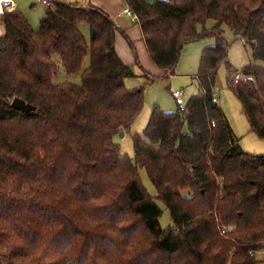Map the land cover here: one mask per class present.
Returning <instances> with one entry per match:
<instances>
[{"label":"trees","instance_id":"obj_1","mask_svg":"<svg viewBox=\"0 0 264 264\" xmlns=\"http://www.w3.org/2000/svg\"><path fill=\"white\" fill-rule=\"evenodd\" d=\"M124 1L163 71H145L125 36L147 83L175 75L186 45L214 40L201 52L200 93L183 110L154 107L131 159L114 138L140 115L144 87L125 84L137 76L116 53L109 15L54 1L34 29L19 10L3 11L0 264H259L264 154L241 148L214 93L221 65L244 76L230 85L264 140V0ZM225 28L252 47L240 69L227 61ZM60 72L79 82H54ZM15 98L33 110L14 109Z\"/></svg>","mask_w":264,"mask_h":264},{"label":"rangeland","instance_id":"obj_2","mask_svg":"<svg viewBox=\"0 0 264 264\" xmlns=\"http://www.w3.org/2000/svg\"><path fill=\"white\" fill-rule=\"evenodd\" d=\"M19 4V11L25 16L29 24L37 29L39 27L41 19L45 16V5L37 2V0H16ZM8 11V9H6ZM11 10V9H10ZM9 10V11H10ZM5 11V10H3ZM209 24H212L210 22ZM80 30L87 40L90 39L89 26L87 24H80ZM224 38L230 44L228 50V59L229 64L234 69H240L242 66L252 62L251 45L242 39H236L234 34L228 29H224ZM193 44V43H191ZM189 45V44H188ZM187 46V45H186ZM128 47H130L128 45ZM132 54V53H131ZM133 56V57H132ZM131 58L135 59L132 54ZM88 65V58L85 60V66ZM196 72V70H194ZM179 75L176 78L169 79H160L154 83H147L143 77H132L125 80V84L129 88H135L139 86L144 87V106L140 115L135 119V122L132 124L130 130L126 133H123V136L117 135L114 139L115 142L119 144L120 153L126 155L129 158L133 159V136L135 134L141 135L145 129L150 113L154 107L159 108L161 111L166 112L165 108L169 106L170 108L177 109L175 99L172 96V93L176 90H186V93H183V97L187 100L190 95L193 93L188 90L189 87L193 86L197 88V85L193 84L192 79H190V74L192 70H183V72H178ZM177 71L175 75H178ZM142 74V72L140 73ZM151 75H155L151 73ZM185 75V76H184ZM235 74L232 76H227V70L225 65H221L218 70L217 82L215 86L216 93L220 96V106L225 112L226 118L228 119L234 134L240 138L241 148L250 154L254 155H263L264 154V141L255 135L254 133L248 131L246 132L245 138L242 133L243 127L247 126L249 123L246 121L245 113L242 109V105L238 102L233 89L231 88ZM70 81L74 83L79 82V76H67L65 73H61L54 78V82ZM231 84V85H230ZM234 100V101H233ZM234 102V104H233ZM238 102V103H237ZM167 113V112H166ZM250 126V125H249ZM235 130V131H234ZM257 144L256 146H254ZM257 147L256 149L249 150L248 147L252 146ZM139 177L142 185L147 190L151 196H156V191L149 181L144 170L139 171ZM160 208L163 210V214L159 219L160 225L163 228H168L170 225V215L168 209L163 205V203L158 202ZM171 226V225H170ZM256 258L259 261V264H264V251H261L255 254Z\"/></svg>","mask_w":264,"mask_h":264},{"label":"crops","instance_id":"obj_3","mask_svg":"<svg viewBox=\"0 0 264 264\" xmlns=\"http://www.w3.org/2000/svg\"><path fill=\"white\" fill-rule=\"evenodd\" d=\"M54 1H61V2H66V3H70V4L79 5L84 9H88L90 7H96L98 9L102 10L103 12H105L106 14L109 15V17L113 20V22L116 24V26L120 30L119 32H117L116 37H115V50H116V53L119 56V58L126 65H128L132 68L134 74L137 77H140L142 75V74H140L141 70L135 65V59L131 58L133 53L131 52L130 47H128L125 36L133 43L137 57H138L139 65L145 71H147L150 74L153 73L155 75H161L163 73V71L160 70L157 66H155L153 64V62L151 61V59L149 58L147 48H146L145 43H144L143 38H142V32H141L140 26L138 25V23L136 21H133V19L130 16H128L124 13V10L127 8V5H126L124 0H52V2H54ZM11 2L14 4V6H13V8H11V10L9 8H7L8 11L9 10L12 11L15 9L19 10V4L17 3V1L11 0ZM3 10H6V9L3 8ZM3 10H2V12H0V36H2L4 34V26H3L2 21H1V15L3 13ZM44 10L46 13L47 7H45ZM213 44H214L213 39L205 40V41H198V42H195L193 44H189V45L185 46L183 51H182L180 60H179L178 65L176 67V71L178 73V72H183V70H186V71L192 70V74H190L188 76H190V79H192L193 84L197 85V88H194L193 86L188 88V90L193 92L190 95V97L193 95H197L198 93H200V90H201L200 86L197 82V79H196V72H197V68L199 65L201 52L205 47L211 46ZM251 56H252V51H251ZM227 61L229 63L228 58H227ZM194 70H196V72ZM60 75H61V72H60ZM176 76H183V75H179V73H178V75L171 76L169 78V80L171 78L175 79ZM227 76H228V73H227ZM182 89L183 90H180V91H182V94L186 93V90L184 88H182ZM214 94H215L216 102L220 106V101H219L220 96L216 93V91ZM183 99H184V97H183ZM184 101H186V100L184 99ZM237 101L239 102V100H237ZM233 104H234V102H233ZM164 110H166V112L175 111V109L170 108L169 106L167 107V109L165 108ZM224 114H225V112H224ZM248 129L250 130L249 124L247 126L243 127V129H242V133L244 134L243 135L244 138H245V135H246V132L248 131ZM250 132H252V131L250 130ZM252 133H254V132H252ZM262 141H264V140L262 139ZM239 143H240V138H239ZM256 145L257 144H255L254 146H256ZM256 148L257 147H253V145L248 147L249 150H253Z\"/></svg>","mask_w":264,"mask_h":264},{"label":"built area","instance_id":"obj_4","mask_svg":"<svg viewBox=\"0 0 264 264\" xmlns=\"http://www.w3.org/2000/svg\"><path fill=\"white\" fill-rule=\"evenodd\" d=\"M38 2L42 3L46 7L52 6V0H37ZM3 5V6H2ZM9 5V4H8ZM8 5L5 2H0V12H2L3 8L7 9ZM2 8V9H1ZM124 13L128 16H130L133 21H136V16L132 13V11L128 8L124 10ZM246 78L240 74H237L233 78V82L237 83L239 81L245 80ZM172 96L174 97L177 106L180 108V110L184 109V100H183V94L182 91L176 90L172 93Z\"/></svg>","mask_w":264,"mask_h":264},{"label":"water","instance_id":"obj_5","mask_svg":"<svg viewBox=\"0 0 264 264\" xmlns=\"http://www.w3.org/2000/svg\"><path fill=\"white\" fill-rule=\"evenodd\" d=\"M11 106L21 112H30L33 110V107L19 98L12 100ZM120 136H123V132L119 133Z\"/></svg>","mask_w":264,"mask_h":264},{"label":"bare ground","instance_id":"obj_6","mask_svg":"<svg viewBox=\"0 0 264 264\" xmlns=\"http://www.w3.org/2000/svg\"><path fill=\"white\" fill-rule=\"evenodd\" d=\"M0 2H5L8 5V8H13L14 4L11 2V0H0ZM3 6V5H2ZM2 9V8H1Z\"/></svg>","mask_w":264,"mask_h":264}]
</instances>
